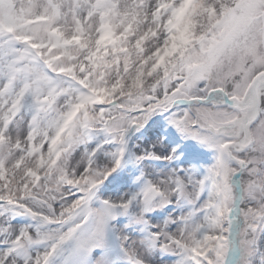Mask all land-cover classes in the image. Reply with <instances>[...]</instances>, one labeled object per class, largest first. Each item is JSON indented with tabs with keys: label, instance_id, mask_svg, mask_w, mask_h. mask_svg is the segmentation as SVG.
Here are the masks:
<instances>
[{
	"label": "snow or ice",
	"instance_id": "1",
	"mask_svg": "<svg viewBox=\"0 0 264 264\" xmlns=\"http://www.w3.org/2000/svg\"><path fill=\"white\" fill-rule=\"evenodd\" d=\"M0 264H264V0H0Z\"/></svg>",
	"mask_w": 264,
	"mask_h": 264
}]
</instances>
